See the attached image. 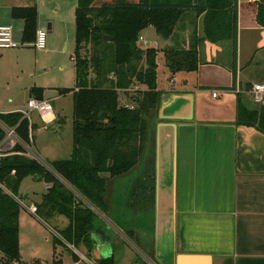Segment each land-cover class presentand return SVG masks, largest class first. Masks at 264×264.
I'll use <instances>...</instances> for the list:
<instances>
[{"label":"crops","instance_id":"1","mask_svg":"<svg viewBox=\"0 0 264 264\" xmlns=\"http://www.w3.org/2000/svg\"><path fill=\"white\" fill-rule=\"evenodd\" d=\"M255 1L237 0V83L233 91L227 90L232 85V54L229 53L232 41L212 43L205 40L204 14L196 15L194 11L182 14L173 34L167 39L158 36L152 26L141 32L142 40L138 42L157 50V71L163 50H188L194 38L203 40L197 47L199 65L196 70L171 74L164 61L166 71L163 73L167 72L169 78L165 85L157 82V90L162 93L166 105H170L173 94L193 95V120L178 128L174 150L168 132L162 130L159 147L149 145L145 151L143 147L141 158H148L131 168L127 179L120 181V178H115L108 182V202L115 217L124 216L135 222L147 218L148 221L146 228L130 233L129 240L125 237L128 233L125 226L110 217H99L98 221L110 227L111 235L107 237L99 231L94 233L99 247L91 252L89 259L92 261L100 259V252L110 253L114 259L123 257L127 247L116 244L121 241L130 246L132 252L144 254L154 261L157 253L165 264H175L176 256L182 257L180 264H264V133L253 127L236 125V95L239 93L236 89L248 104L252 84L264 83V79L262 82H251L249 75L243 76L254 63V58L264 52V43L261 44L264 29L255 23ZM76 3L77 0H0V26L12 27L13 39L15 35L20 39L18 48L24 45L33 47L34 40L22 41L24 21L13 18L12 11L35 7L36 30L47 32L46 49L40 52L44 56L61 54V48L67 41L64 33L75 20L72 15L74 12L75 16ZM244 31L260 32V39L242 58ZM220 45L222 49L217 47ZM16 56L19 57L18 54ZM263 58L264 54L260 62ZM3 60L0 54V64ZM74 81L76 83L75 75ZM247 84L250 85L248 89L245 88ZM36 85L28 88V99L34 97L30 93L33 88L44 91V87ZM59 89V96L71 95L73 99V92L60 94ZM213 92L217 93L216 98L212 96ZM184 99L187 103L188 99ZM185 100L169 106L168 113L179 108H183V112ZM11 104L4 107L0 101V111L12 113L26 105ZM56 118L54 123L59 122V115L56 114ZM158 123L160 121L155 119L154 126ZM148 143L147 136L146 145ZM49 187L45 185V193ZM41 201L29 207L37 208ZM151 202L157 203L156 211L149 210ZM172 205L173 231L168 232L169 227L165 225L157 237L155 217H170ZM32 215L43 221L38 210ZM62 217H53L55 223ZM52 220L50 222H54ZM67 225L68 220L61 229ZM116 248L121 250L118 257H115Z\"/></svg>","mask_w":264,"mask_h":264},{"label":"trees","instance_id":"2","mask_svg":"<svg viewBox=\"0 0 264 264\" xmlns=\"http://www.w3.org/2000/svg\"><path fill=\"white\" fill-rule=\"evenodd\" d=\"M95 1L77 0L75 53L72 56L76 90L59 89L60 94L73 92L70 158L47 163L50 170L21 155L0 158V251L8 262L21 264L18 252L20 205L13 196L18 194L25 177L34 176L50 185L37 205L39 217L43 221H50L55 216L68 220V225L58 231L60 237L54 236L55 243L65 247L66 244L82 246L90 255L93 248L91 233L99 231L105 235L96 228L98 219L92 208L115 220L108 202V182L127 175L139 163L162 94L157 90V50L142 49L137 44L144 29L152 26L158 36L167 39L182 14L189 11L204 14L205 40L212 43L232 41V85L227 90L236 88L237 0H116L93 7ZM255 7V23L264 29V0H256ZM12 16L24 21L22 41H33L36 8H15ZM103 36L112 37V41L104 42ZM202 41L194 38L188 50H171L165 61L169 72L196 70L199 65L197 47ZM107 49L113 52L110 72L115 79L110 87L103 88L100 77L93 80L89 77L93 68L97 72ZM142 61L144 67H139ZM249 86L247 84L245 88ZM120 91L130 93L127 103H120ZM30 93L43 100L42 88H33ZM236 96V125L253 127L264 133V105L251 107L248 102L245 104L240 93ZM0 122L15 127L18 135L28 140V121L20 113L0 114ZM3 138L0 128V141ZM127 236L130 238L129 232ZM96 264L115 263L114 258H107Z\"/></svg>","mask_w":264,"mask_h":264},{"label":"rangeland","instance_id":"3","mask_svg":"<svg viewBox=\"0 0 264 264\" xmlns=\"http://www.w3.org/2000/svg\"><path fill=\"white\" fill-rule=\"evenodd\" d=\"M113 1L116 0H96L93 7H100L104 3ZM124 1L134 2L135 0ZM254 10L256 11L255 6ZM72 17L74 20V12ZM71 23L69 30L64 33L67 37V41L61 48V54H49L48 56H44L42 52L25 45L13 50H0V54L4 57L3 63L0 64V101L4 104V107L10 103H12V106H24L28 100V88L37 84L36 86L45 88L43 91V99L51 103L55 116L56 114L59 115V122L43 129V125L36 113H32L33 128L31 132L34 138L36 154L47 163H52L54 160L68 159L72 153L73 100L71 95L59 96L58 94L59 88L76 90L74 83V62L71 59V56H74L75 53V20ZM259 39L260 32L244 31L241 42L242 58L250 52L252 44L256 43ZM261 40V44H263L264 40L262 36ZM14 41L20 44V39H18L17 35L14 36ZM137 44L139 47L141 46L142 49L150 47V45L139 42ZM217 47L223 48L221 45ZM171 50L177 49L170 48L162 51L163 56H161V62L159 63L157 71L158 84L165 85L168 81L169 75L167 72L163 73V71H166L164 61L168 58ZM229 51V53H233L232 47ZM17 54L19 55L18 58L16 56ZM263 54L264 52L254 58V63L249 67V70L243 73V76L249 75V80L251 82H262L264 79V58L263 61L260 62V57ZM219 55L221 56V53H219ZM112 56L113 52L111 49H107L104 60L97 68V72L93 68L90 73V80L100 77L103 88L110 87L111 81L115 79L110 72ZM35 60H37V63H35ZM216 60L222 59L217 58ZM139 67H144V61L139 63ZM98 71H100L99 74ZM142 89L144 90V88ZM120 92V103L126 102L130 93L125 94L123 91ZM248 103L251 107L259 106L250 96H248ZM45 185V182L37 181L34 176L25 177L20 184L16 198L22 201L27 207L39 203L42 195L45 193ZM52 219V221H54L55 218ZM66 224L67 219L64 217L56 223L55 221L50 222L48 220L40 222L34 215L30 214L26 207L20 205L18 228V252L20 263L75 264L78 258L71 251L67 254L68 248L66 249L64 245L55 243L53 240L54 235L50 230V228L55 231L62 230L61 228ZM122 245L127 248H124L123 257L114 259L115 264H149L145 263L144 257L132 252L130 246L125 243H122ZM75 248L82 254L87 255V257L91 256L88 255L87 251L82 246ZM118 249L119 248H116L117 254H115V257H118L121 253V250ZM148 256L150 257V255ZM94 262L96 263L95 260ZM80 264L85 263L81 262ZM154 264L158 263L154 261Z\"/></svg>","mask_w":264,"mask_h":264},{"label":"built area","instance_id":"4","mask_svg":"<svg viewBox=\"0 0 264 264\" xmlns=\"http://www.w3.org/2000/svg\"><path fill=\"white\" fill-rule=\"evenodd\" d=\"M46 38H47V32L45 30H36L35 33V39L33 42V47L38 51H44L46 49ZM139 41H141V37L138 38ZM19 47V44L16 43L13 39L12 34V27L1 25L0 26V50H10V49H16ZM72 60H74V57H72ZM237 92L240 93L238 89H236ZM249 94L251 99L257 104L262 105L264 102V83H254L252 84ZM212 96L214 98L217 97V93L213 92ZM125 107H128L132 109L133 107L131 105H126ZM17 113H20L24 119L28 121L29 125V131H28V140H23L17 133L15 127H8L0 122V128L2 129L4 133V138L2 141H0V158H4L9 155H21L26 158H29L31 160H34L41 164L42 166L49 169L47 162H44L41 157L36 154V150L34 147V138L31 132L32 129V113H36L37 117L41 121L43 125V129H46L48 126L52 125L56 121V116L53 110V107L49 101L45 100H38L34 97H31L27 100L26 105L24 108L19 109L15 111ZM0 114H6L4 112L0 111ZM17 148L20 149V151H16ZM50 170V169H49ZM3 188V187H2ZM6 193L13 196L8 190L3 188ZM15 200L19 203V205H22V207H26V205L20 201L16 196H13ZM28 211L32 214H36L37 208L36 207H26ZM95 214L97 215V218L101 217L102 219L106 218L102 213L97 211L96 209L92 208ZM50 228V227H49ZM51 232L54 236L60 237L58 231H55L54 229L50 228ZM126 238L130 240V238L125 235ZM66 247L68 250L73 252L75 256L78 258L77 262L75 264H80L81 262L85 264H96L94 261L89 259L87 255L82 254L79 250H77L74 246L66 244ZM140 254V253H139ZM140 256L144 257V260L149 264H154V261L151 258L145 257L144 254H140ZM0 264H19L17 261H11L8 262L4 255L0 251Z\"/></svg>","mask_w":264,"mask_h":264},{"label":"water","instance_id":"5","mask_svg":"<svg viewBox=\"0 0 264 264\" xmlns=\"http://www.w3.org/2000/svg\"><path fill=\"white\" fill-rule=\"evenodd\" d=\"M103 40H104V42H110V41H112V37L103 36ZM170 98H171L170 105H166L163 101L164 100L163 95L161 94L160 104H159L157 114H156V121H160V123H158L156 126L152 127L149 130L148 139H149L150 146H155V144H156V147L157 146L159 147V145H160V140H159L160 138L159 137L161 135V131L162 130L167 131L169 134V142L172 146V149L174 150L175 149V143H176V132H177L178 128H180V126H182L183 123H187V122H190L193 120L194 106H193V95L192 94H173L170 96ZM184 98L188 99L187 103H186V100ZM179 100H185V103H186L185 110H183V112H182L183 108H179L173 113H168L169 106L174 105ZM164 122H167V123H164ZM172 185L174 187L173 183H172ZM156 207H157V203L151 202L149 210L152 211L155 209V211H156ZM165 225L169 227L168 232L172 233L173 228H174L173 205L171 206L170 217H168L166 219H161L158 216L155 217V234L157 237H159L161 235V232L165 228ZM96 228L101 229V231L104 232V234L108 235L107 237H109L111 235L110 227H108L107 225L105 226L101 221H98ZM94 233L95 232L91 233V240L93 242L92 252H95V250L98 249V247H99V245L96 242V239L94 237ZM116 244L119 247H122L121 241H117ZM100 253H101L100 259L113 258L112 254H110V253L109 254H107L106 252L105 253L100 252ZM155 260L159 264H165L164 261L159 257V255L157 253H156V259ZM181 260H182L181 256H176L174 258V263L180 264Z\"/></svg>","mask_w":264,"mask_h":264},{"label":"flooded vegetation","instance_id":"6","mask_svg":"<svg viewBox=\"0 0 264 264\" xmlns=\"http://www.w3.org/2000/svg\"><path fill=\"white\" fill-rule=\"evenodd\" d=\"M150 130V129H149ZM150 144L148 143V145H146V143H145V147H144V151H145V149L147 148V149H149V146ZM147 155H148V153H147ZM148 158V156L146 157V159ZM146 159H143V157L140 159V161H145ZM139 161V162H140ZM129 174V173H128ZM127 174V175H128ZM127 175H123V176H121V177H118V178H120V181L121 180H123L124 178L125 179H127L128 177H127ZM127 177V178H126ZM150 217H151V215H150ZM115 220L118 222V223H120L121 225H123V226H125L126 227V229H127V231L129 232V233H131L132 234V232L133 233H135V232H139L142 228H146L145 226H146V220H147V218L146 219H144V218H142V219H139L138 220V222H135V220L134 219H131V218H127V217H124V216H116L115 217ZM148 221V220H147ZM148 223H150V222H148Z\"/></svg>","mask_w":264,"mask_h":264}]
</instances>
